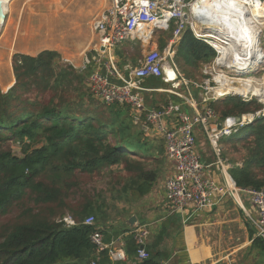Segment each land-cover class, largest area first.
Returning <instances> with one entry per match:
<instances>
[{"label": "trees", "instance_id": "trees-1", "mask_svg": "<svg viewBox=\"0 0 264 264\" xmlns=\"http://www.w3.org/2000/svg\"><path fill=\"white\" fill-rule=\"evenodd\" d=\"M178 53L197 68L216 56L190 30ZM12 63L15 85L8 92L0 88V218L18 213L0 222V264H90L95 258L90 237L110 215L85 185L100 174L124 175L120 191L127 199L145 197L161 179L159 167L149 166L162 163L163 150L134 124L129 107L97 100L87 77L63 64L57 51L15 54ZM211 108L222 119L263 110L256 100L232 96ZM241 132L222 142L223 156L227 159L229 149L241 154L242 167L231 172L238 187L262 189L264 117ZM69 215L75 226L60 222ZM91 216L95 226L85 225ZM141 264L160 263L150 258Z\"/></svg>", "mask_w": 264, "mask_h": 264}, {"label": "built area", "instance_id": "built-area-1", "mask_svg": "<svg viewBox=\"0 0 264 264\" xmlns=\"http://www.w3.org/2000/svg\"><path fill=\"white\" fill-rule=\"evenodd\" d=\"M110 1V7L94 22V29L99 38L92 49L95 55L86 56L81 68L71 63L72 66L81 72H88L89 68L95 65L88 77L89 90L97 100L106 106H127L136 113L135 115L147 112V122L162 135L167 158L173 165V173L165 182V192L167 201L175 211L182 213L190 206L193 207L194 212L210 209L226 198L233 199L240 205L241 199L247 197L258 214L253 224L256 238L264 243V188L238 187L229 174L232 166L224 158L221 146L224 139H230L244 128L252 125L257 118L264 117V110L225 119H221L220 115L211 107L206 108L203 112L190 115L183 111L181 105L174 103H169L160 110L147 111L145 94L154 90L143 85L147 78H160L171 85V89L166 92L184 98L177 90L179 86L187 85L189 82L180 78L173 64L170 68V63H173L177 55L179 41L188 29L194 32L198 40L204 41L205 44L214 48L218 54L217 64L220 61L230 62L231 57H233V61H236L237 51L243 46L235 45L234 47L236 43H217L211 31L207 30L206 26L204 27L208 24H203L202 28L206 34L196 29L199 17L208 12L203 5L208 0ZM233 1L246 7L255 6L257 1L264 2V0ZM198 4L203 6L201 13H195V6ZM172 24H175L174 37L164 52L158 49L148 50L142 46L143 56L138 60L137 65L127 66L126 75L118 70L113 59L115 47L127 41L150 39L149 34H144V28L153 29V32L155 30L169 31ZM224 63L220 65L222 69L226 67ZM242 73L246 74L245 72L239 74ZM229 79L235 85L238 84V79L231 77ZM215 84V86H211V83H207L204 86L205 100L208 102H217L229 96H242L221 92L222 88L217 81ZM244 101L248 102L249 99ZM170 118H174V122L168 126L167 120ZM135 119L138 120V118ZM196 128L201 129L212 149L215 157L213 165L221 168L222 183H215L206 175L209 166L203 163L198 152ZM60 222H64L67 227L76 225L75 220L70 216ZM95 223L96 220L92 216L84 222L87 226H95ZM133 236L138 248V259L142 262L148 258L145 243L149 236V230L145 226H139ZM90 239L95 246L97 255L107 252L111 260L116 263L126 261L125 244L122 238H119L113 245H108L104 241V236L100 232H96L91 235ZM90 264H98V262L95 260Z\"/></svg>", "mask_w": 264, "mask_h": 264}, {"label": "crops", "instance_id": "crops-1", "mask_svg": "<svg viewBox=\"0 0 264 264\" xmlns=\"http://www.w3.org/2000/svg\"><path fill=\"white\" fill-rule=\"evenodd\" d=\"M42 1L43 0H10L6 13V21L2 32H0V43H9L10 41L11 43H82L81 21L79 18L82 16L81 13L73 11L70 6L71 4H68L69 6L65 5V8H61L58 5V0L57 3L56 0H54L58 6L56 10L48 14H42L41 12L35 11V9L40 11V3ZM198 5L195 6V13H200L199 9L202 8L201 5L200 8ZM22 6L24 8H22ZM60 14L62 15L59 16ZM98 16L94 18L92 23L94 43H97L99 39L94 29V22ZM198 24L200 27L197 28ZM198 24L196 25V29L204 33L205 31L202 29L203 24L207 23L199 19ZM174 26L175 24H172L171 28H174ZM189 30L190 29L183 33L182 39ZM162 31L163 30H155L150 34L151 38L148 43H146V40H137L127 41L121 44L120 46L122 47L125 60L120 61L118 59L119 61H117L113 55L118 70L123 75H126L127 66H132L131 63L134 60H130L131 58L129 57H132L131 52L137 47L142 48L143 46L148 50L158 49L164 52L174 36L172 35V38L169 40L162 41L163 39L161 38L163 37L159 35V39L156 40V34H158V32H167ZM191 32L195 36L194 32ZM181 41H179V43ZM37 55L29 56L36 57ZM94 55L95 52L90 51V54L86 56L92 57ZM142 56L143 54L139 59H141ZM175 58L173 63H170V68L173 64L178 76L189 82L187 85L179 86L177 90L185 99L166 92V90L171 89V85L165 83L163 79L147 78L144 80L143 85L146 88L154 90L153 92L145 94L147 111L155 109L160 110L169 103H174L181 105L184 112L195 115L211 107L212 103H216L205 100L206 91L204 86L207 82L202 83V79L197 80L198 82L188 79L180 71ZM138 60H135L134 64L136 63L137 65ZM83 62L84 60H82V64ZM188 65L191 66L189 63ZM1 68L2 66L0 67V74H2ZM94 68L95 65H92L88 73L92 72ZM199 68L200 67H198V69ZM205 74H207V72L203 75L206 76ZM8 77L9 76H1L2 79H0L2 80L0 83L1 88L4 92H8L16 82L15 78L11 79L10 77V79H7ZM132 113L134 118H138V120H134V124L140 125L144 129L147 139L151 141L149 135L157 139L156 141L163 150L162 154L167 166L168 168L170 167V172L168 173L170 177L173 173V165L167 158L165 141L162 135L148 124L146 111L137 115H135L136 113H134V111H132ZM173 122L174 118H170L167 120V125L171 126ZM217 127L219 128L218 125ZM195 134L197 137L198 152L201 155L203 163L209 166L206 170V175L215 183H222L223 173L219 166L213 165L215 157L208 141L200 128H196ZM239 134L240 133L237 135ZM156 147H158V145H156ZM227 160L232 166V169L229 170V174L233 179L231 175L233 168L235 166L242 167V163L240 158H230V155L227 157ZM231 160H235L236 164ZM165 161L162 159V165ZM156 167H159V165ZM160 172L163 174L161 169ZM167 179L162 182V184H159V189L154 191L155 194H158L161 198L159 200H156V198L154 200L150 199L151 208L145 205L146 207H144L145 209L142 210L141 213H135L127 218L124 217L122 219L112 220L110 217L107 222L99 227L98 230L104 236L106 244L113 245L119 238L123 239L125 244L124 250L127 256L126 261L116 263L111 260L107 252L101 255L95 253L93 261L96 260L98 264L142 263L138 259L137 246L132 248L131 245H128L129 241H134V236L131 238V234L133 235L137 229L136 226L135 228L131 227L128 221L132 217H136L138 227L145 226L149 230V236L145 243V248L148 253L147 259L155 258L160 264H264V243L259 242L256 238L253 225L258 217L257 210L247 197L241 199L240 205L233 199L226 198L210 209L194 212L193 207L190 206L185 212L181 213L175 211L166 199L165 182ZM150 197H153V194Z\"/></svg>", "mask_w": 264, "mask_h": 264}, {"label": "rangeland", "instance_id": "rangeland-1", "mask_svg": "<svg viewBox=\"0 0 264 264\" xmlns=\"http://www.w3.org/2000/svg\"><path fill=\"white\" fill-rule=\"evenodd\" d=\"M56 3H57V0H56ZM56 3L54 2V0H45V1L43 0L40 3V11L38 9H35V11L41 12L42 14H48V13L54 12L56 8L58 7ZM58 3H59L58 4L59 7L61 8H65V5L69 6L68 4H71L70 6L73 11H77L81 13L82 16H80L79 18L81 21L80 27H81L82 43H11V41L9 43H0V67L2 66L1 68L2 74H0V79H2L1 76L3 77L9 76L7 79H10V77L11 79L15 78L14 71H13V65H12L13 64L12 59L15 54L37 55L44 50L57 51L62 56L63 64L72 65L70 63L72 62L74 63L76 67L81 68L82 60H84L87 54H90V51H92L95 45L94 36H93L94 33L92 30L93 20L102 11L109 8L110 0H58ZM7 6L8 5L4 3V9H6V11H7ZM22 8L24 7L22 6ZM61 15L62 14H60L59 16ZM261 27H262V30H261L258 41H259V46L262 50V54L264 56V25H262ZM173 31H174V28H170V30L167 32H163V31H162L163 33L158 32V34H156V40L159 39L160 36L163 37L161 38L163 39L162 41L169 40L170 38H172V35L174 33ZM212 49L214 50V48ZM244 49H241V50H244ZM215 53H216V56L213 57L212 61L210 63H205L204 65L200 66L199 69L196 67H193L192 65H191L192 67L188 65V63H191V62L187 60L188 59L187 55H181L180 53H177L175 61L177 62L180 71L188 79H191L194 81L202 79V83L207 82L209 84L211 83V86H215L216 81H218V76L224 75V76H227L228 78L231 77V78L238 79V81H241V84L247 85L249 82L250 84H252V86H255L264 91V58L263 59L261 58L262 64L255 65L251 71L247 72L246 74L242 73L240 75L234 69H229L227 67L222 69L221 68L222 66H219V64H217L218 54L216 51ZM142 54H143V49L139 47L135 48V50L131 52L132 57H129V58H131L130 60L134 59L131 63L132 66L136 65V63L134 64V61L138 60ZM113 55L117 61L125 60L124 54L122 52V47L120 45H118L117 47L113 49ZM3 56L4 58L2 60ZM231 61H233V57L230 58V62ZM206 67H207V70H206ZM76 70L80 74H84L88 79L89 77L88 72H81L79 69H76ZM202 72L204 73L207 72V74H205L206 76H204L203 75L204 73ZM237 76H240L241 78ZM224 80L225 82H227V79H224ZM1 81L2 80H0V83ZM238 84L236 86H239ZM0 88H1V84H0ZM232 97H240L242 98V100L249 99V101L256 100L259 104L262 105L261 109L264 110V101L262 100V98L258 96L248 95V97H242V96H232ZM48 100H49V97L48 96L45 97V101H48ZM240 134H242V132H240ZM149 137L151 138L150 139L151 143L153 142V144L158 145V147L160 148L159 143L156 141L157 139L153 138L150 135ZM152 140H155V141H152ZM227 140L228 139H224L222 142H226ZM156 145H153V146H156ZM229 151H230V154H229L230 158L239 159L241 157V154L236 153L234 149H229ZM14 152L16 153V155L22 156L19 145L14 146ZM162 153L163 152H158V154L161 155L160 158L163 159V161H165V158ZM157 165H159L163 174L161 175L160 181L154 185L153 190L145 197L131 196L130 199H127L124 193L120 191L121 188L123 187L122 183H120V180L122 177H124V175L115 174L111 178L110 175L100 174V176L94 177L93 180L90 182V184H86L85 187L88 188L90 192L94 193L95 197L99 198L100 201H104V203L106 204L107 214L110 215L112 220L122 219L124 217L127 218L130 215H134L135 213H138V214L141 213L142 210L145 209L144 207L146 206L148 208H151L150 199L154 200L156 198V200H159L161 198L159 197L158 194H155L154 191L159 189L160 188L158 187L159 184H162V182H164L169 177L168 173L170 172V169H169L170 167L168 168L166 161L163 163V165L162 163L156 162L153 165H150L149 167L154 168ZM128 176L124 178L125 182ZM152 194H153V197H150ZM120 196H122V198H120ZM17 213L18 212L15 210L12 215L10 214L11 216L8 215L3 218L1 217L0 222L4 223L6 220H14L15 214ZM133 228H135V226Z\"/></svg>", "mask_w": 264, "mask_h": 264}, {"label": "bare ground", "instance_id": "bare-ground-1", "mask_svg": "<svg viewBox=\"0 0 264 264\" xmlns=\"http://www.w3.org/2000/svg\"><path fill=\"white\" fill-rule=\"evenodd\" d=\"M2 2L3 4L6 3L9 5L10 0H2ZM203 5L208 12L200 16L199 19L213 26L210 31L212 30V36L217 40V43H236L239 47L243 46L241 49L245 48L244 50L240 49L237 51L238 58L236 61L226 63L220 61L218 63L219 66L224 63L229 69H234L238 73H246L247 70L254 68L255 65L262 64L261 58L263 59L264 56L259 46L258 39L262 30L261 26L264 25V2L257 1L255 6L246 7L233 0H208ZM198 7L200 8V4ZM202 9L203 6L199 9L200 13ZM4 10L7 12L8 6L7 11L6 9ZM198 27H200L199 24L197 25V28ZM2 29L3 25L0 23V32H2ZM143 30L144 34L150 35L153 33V29L149 30L148 28H144ZM145 40L146 43L149 42L148 38ZM3 58L4 56L2 60ZM224 79H227V82H225ZM218 81V84L222 88L221 92L245 97L248 95L258 96L264 101V91L252 86L249 82L245 85L241 84V81H238L239 86H236L231 79L224 75L218 76Z\"/></svg>", "mask_w": 264, "mask_h": 264}, {"label": "water", "instance_id": "water-1", "mask_svg": "<svg viewBox=\"0 0 264 264\" xmlns=\"http://www.w3.org/2000/svg\"><path fill=\"white\" fill-rule=\"evenodd\" d=\"M6 21V12L4 10V4L2 2V0H0V23L4 26V23ZM207 30H210L213 28V26L211 25H205ZM237 119H239V117H237ZM128 224L131 227H138V221L136 217H132L131 219H129Z\"/></svg>", "mask_w": 264, "mask_h": 264}]
</instances>
